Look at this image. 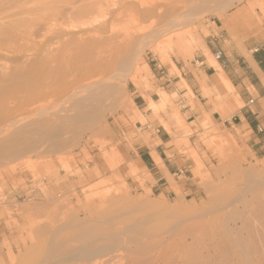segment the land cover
Segmentation results:
<instances>
[{
	"label": "rangeland",
	"instance_id": "374dc122",
	"mask_svg": "<svg viewBox=\"0 0 264 264\" xmlns=\"http://www.w3.org/2000/svg\"><path fill=\"white\" fill-rule=\"evenodd\" d=\"M32 1L27 7L31 4L30 8L39 6L38 10L35 7L34 14L42 13L41 17L66 6L70 0ZM101 1L113 5L116 0ZM204 7L196 13L193 10L194 21L178 30L181 37L184 36L183 45L177 43V40L180 42L177 37L173 38L175 41L167 40L173 34L154 41L150 37L149 23L133 25L130 16L126 15V21L117 22L114 30L134 32L130 49L132 69L126 73L129 77L120 75L121 81L126 79L125 82L116 83L111 93L103 92L102 97H98L104 101L98 103L100 108L94 113L89 110L92 121L64 127L62 135L49 142H22L17 146L18 155L0 159V264H31V260L36 264L54 235L79 234L76 226L95 227L94 237L98 233L99 237L121 234L131 228L137 230L134 238L144 243L141 246L144 250H141L149 258L161 252L170 236L179 237L191 231L193 225L198 227L193 232L199 240L197 246L201 245L199 251L196 246L190 255L199 264H264V251L252 244L245 232L241 237L249 240V248H234L238 256L231 252L224 257L222 245L217 246V242L202 238L212 229L206 226L208 218L220 213L221 223L217 220L220 226L240 230L241 222L235 223L229 217L248 214L250 208L245 211L241 202L264 198V159L257 157L243 142L239 131L235 133L223 124L225 120L238 117L241 110L256 111V103L249 104L252 98H242L235 90L234 97L225 104L226 92H219L211 78L198 79L200 62L204 59L221 71L216 60L218 52L222 53L220 62H223L237 54L250 56L255 49L264 50V0H213ZM13 8L17 10L20 6ZM46 11L51 12L44 13ZM251 18L255 19L254 31L243 26L245 19ZM39 40L33 43L39 42L38 47L29 48L32 50L31 54L28 52L31 59L42 58L44 53L47 54L46 48L47 58L50 49L55 47L53 37L48 38L50 45L47 39ZM11 53L0 56V62L14 66L20 54L16 50V56ZM46 58L42 59L47 61ZM201 83L221 103L211 105L199 86ZM137 95L153 102L158 114L163 113L155 115L148 106L137 107ZM221 105L235 109L229 119H223L218 113L217 108ZM49 118L53 116L49 115ZM42 119L45 116L36 118L37 121ZM173 119H178L180 124L171 123ZM167 126L178 136V144L172 142L171 145L183 159L181 164L190 171L189 193L176 183H173L174 188L171 186L163 193L153 191L147 185L148 175L144 173L140 160L135 159L140 146L157 145L154 136L159 134L158 130L167 132ZM168 136L172 141L170 133ZM58 144L64 146L56 147ZM243 195H246L244 199L241 198ZM242 208L245 212L240 211ZM205 226L207 230H204ZM252 230L253 235H258L254 236L255 242L262 239L261 231ZM238 231L231 235L238 237ZM234 238L230 240L235 243ZM87 240L95 241L92 238ZM260 241L264 242L263 239ZM211 245L214 250L210 249ZM79 247L81 244L70 243L61 251L67 248L72 252ZM130 248L137 250L135 244L122 243L115 250L121 255L129 253ZM255 248L257 251L253 250Z\"/></svg>",
	"mask_w": 264,
	"mask_h": 264
},
{
	"label": "bare ground",
	"instance_id": "6f19581e",
	"mask_svg": "<svg viewBox=\"0 0 264 264\" xmlns=\"http://www.w3.org/2000/svg\"><path fill=\"white\" fill-rule=\"evenodd\" d=\"M31 1L0 0V56L9 55L11 52L15 55V50L17 54H20L18 62L12 67L0 62V159L7 155H18L20 151L17 146L22 142L27 143L31 140L49 142L62 135L64 127L81 121H92L89 110L94 113L98 107L100 108L98 103L103 99L99 100L98 97H102L103 92L111 93L116 83L120 84L123 81H121L120 75L129 73L132 69L130 49L134 32L127 30L120 33V31L114 30V25L117 22L126 21L124 20L126 15L130 16L133 25L149 23L150 37H153V40L173 34L166 39L175 41L173 38L177 37L180 39V42L177 40V43L181 45V41L185 42V39L184 36L181 37L178 30L186 27L192 20L194 21L192 18L194 15L191 13L193 10L196 13L198 9L205 8L204 6L213 0H146L145 2L142 0H116L117 2L114 1L113 5L108 4H112V2L106 3L105 0V3L101 0H70L67 3L66 0L67 5L65 4L64 7L59 5L63 8L58 9L54 2L56 10L47 16L41 15V17L42 13L34 14L36 6L30 8L34 4L33 1L27 7L28 2ZM47 1L50 2V0ZM36 2L38 1L36 0ZM17 5L20 8L15 10L13 6L16 8ZM49 12L51 11L44 13ZM254 21L253 18L245 19L243 26L248 31H254ZM50 37L55 40V47L50 49L49 58L48 56L46 58L47 48V54L44 53L42 57L48 60L40 57L36 58L41 60L29 58L30 51L32 52L29 48L32 46L33 49V45L36 46L42 42L39 39L48 41ZM38 40L37 44H33ZM10 48L15 50L11 51ZM219 79L228 93L234 92V86L225 78L223 72ZM42 102L47 103L44 105ZM49 115L53 118H49ZM40 116L41 118L45 116V119L37 121L36 118ZM99 118L97 117V119ZM95 120L96 118L93 119V121ZM60 144L56 147H59ZM244 197L246 195L241 196L243 199ZM238 200L241 199L238 198ZM242 203L245 211L250 208V213L247 210L248 214H245L246 212L242 208L240 211L245 212L243 215L237 214V217H229V220H234L235 223L241 222L242 227L239 231L236 230L238 231L236 235L240 239L231 235L237 233L235 230L220 226L221 213L209 217V222L206 223V226H211L212 229L207 234L205 233L206 235H202L203 240L207 238L209 241L217 242V246L222 245L224 257L231 252L238 256L234 248L239 247L241 250L249 248V240L241 237L243 232L248 234L253 241L252 244L254 243L262 252L264 251V242L260 241L264 240V198L258 197L247 203ZM227 206L229 207V205ZM231 210L233 209L231 208ZM218 219L220 223L217 221ZM206 226L204 230H207ZM75 228H78L79 234L64 233L59 235L60 237L54 235L48 241L47 248H43V245V251L41 250L43 253L36 264H199L194 256L190 255V252L196 250L197 241L199 242L197 236L194 235V231L198 228L197 225H193L190 228L191 231H186L179 237L170 236L169 241L167 240L168 244L163 249L160 248L161 252L149 258L142 251L144 249L141 246L144 243L139 238L138 240L134 238L137 230L131 228L121 234L118 232V235L113 233L99 237L98 233L94 234L97 236L94 237L92 234L96 230L95 227L76 226ZM253 228L257 233L258 231L262 232V239H258L256 242L254 236L258 235L256 233L253 235ZM140 234L144 236L143 233ZM90 238L95 241L88 242L87 239ZM199 238L201 239V236ZM230 238H234L235 243L231 242ZM70 243L81 244V247L72 252H69L67 248L61 251ZM121 243L135 244L137 250L132 251L133 249L130 248L129 253L124 252L119 255L115 249ZM138 246L140 247L138 248ZM198 246L197 250L200 248ZM218 248L220 249V247ZM210 249H213L212 245ZM257 249L253 250L257 251ZM173 252H175L174 255ZM31 261L34 263V260Z\"/></svg>",
	"mask_w": 264,
	"mask_h": 264
},
{
	"label": "crops",
	"instance_id": "0c3cea01",
	"mask_svg": "<svg viewBox=\"0 0 264 264\" xmlns=\"http://www.w3.org/2000/svg\"><path fill=\"white\" fill-rule=\"evenodd\" d=\"M218 64L225 78L234 86L239 95L245 99L252 98L251 100H253L254 104L256 103L257 107L256 111L241 110L238 117L225 120L223 124L235 133L239 131V135L243 136V142L252 148L257 157L264 159V50L261 52L258 50L250 56L237 54L236 56L227 58L223 62L219 60ZM200 65L198 79L203 81L205 78H211V81L219 92H226V104L229 99L234 97L235 90L232 93L226 91L219 79L222 72L212 67L206 59L202 60ZM199 86H201L202 91L209 98L211 105L221 103L220 99L214 98L212 92L207 90L204 83H201ZM239 99L241 100L240 97ZM135 104L137 107L140 106L142 108L148 106L155 115L163 113L160 112L158 114L157 106L154 103L152 104V102L150 105L140 95L136 96ZM249 104H251L250 101ZM224 106L221 105L219 109L217 108V111L223 119H229L235 109L224 108ZM200 111H202L201 108ZM177 120L173 119L170 121L179 125L180 123ZM166 128L167 132L171 134L172 141L167 132L161 133L158 130L159 134L154 136L157 145L140 146L135 159L140 160L144 173L148 175L147 185L153 191L160 190L163 193L171 186L174 188L173 183H176L183 191L189 193L190 181L192 180L189 176V168L181 164L180 161L183 159L179 158L178 152L171 145L172 142L175 145L178 144V136H176L171 127L167 126Z\"/></svg>",
	"mask_w": 264,
	"mask_h": 264
},
{
	"label": "built area",
	"instance_id": "2783aa9c",
	"mask_svg": "<svg viewBox=\"0 0 264 264\" xmlns=\"http://www.w3.org/2000/svg\"><path fill=\"white\" fill-rule=\"evenodd\" d=\"M259 49H255L254 50V52H257ZM221 58H222V53L221 52H218L217 54H216V60H221ZM250 103H253V100H251L250 101Z\"/></svg>",
	"mask_w": 264,
	"mask_h": 264
}]
</instances>
